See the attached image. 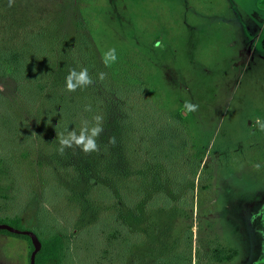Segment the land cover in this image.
<instances>
[{
	"label": "rangeland",
	"instance_id": "rangeland-1",
	"mask_svg": "<svg viewBox=\"0 0 264 264\" xmlns=\"http://www.w3.org/2000/svg\"><path fill=\"white\" fill-rule=\"evenodd\" d=\"M28 29L36 40H24ZM5 47L43 64V90L22 93L0 67V220L20 218L35 246L38 233L61 234V264H173L185 249L190 264H264V228L253 231L262 221L249 220L264 198V0H0ZM109 49L145 85L137 109L100 85L66 87L82 52L91 83L107 78ZM84 97L102 100L97 147L61 151L81 131L59 126L58 106ZM148 113L183 114L185 153L166 159L131 145L135 127L153 130ZM114 217L126 230L110 243L97 225ZM30 252L29 241L0 233V264H30Z\"/></svg>",
	"mask_w": 264,
	"mask_h": 264
},
{
	"label": "trees",
	"instance_id": "trees-1",
	"mask_svg": "<svg viewBox=\"0 0 264 264\" xmlns=\"http://www.w3.org/2000/svg\"><path fill=\"white\" fill-rule=\"evenodd\" d=\"M87 24L88 23L86 22L83 23L85 27H87ZM36 33V30L28 29V31L24 33V40H36V38H38V35H40ZM39 39H41V36H39ZM34 46L44 47L42 42H39ZM7 50L8 49L6 47L0 50V67L2 69L6 65L10 67V70L8 71L9 76L19 84L20 91L22 93H27L30 90L29 88H33L37 85V91H42L43 89L40 88L42 76L38 77L37 75H40V69L43 67V64H41V62H39L35 58L31 59L27 56H25L24 58L22 54H14ZM44 59L42 60V62L46 61L45 65H47V59ZM86 59H88V56L84 52H82L81 56H74L73 61L77 63V65L72 64L74 70L80 71L81 69L83 70V67L87 69L88 67L93 66V64L88 63L89 60ZM49 63L52 66L51 62ZM87 64H89L88 67ZM55 66L56 65L54 64L51 70L48 71L50 81L48 84L49 90H51V92L55 87L58 93V87H61L62 77L59 73H57ZM106 68L108 71L107 78H104L101 82L98 83L93 82L86 87H77L78 90L81 89L89 92L97 91V86L100 85L103 89H110L113 95L118 100H123L127 104H130L135 109H137V101L141 99L143 97V94L145 93V85L143 84V82H141V84L131 83L128 78V75L130 74L129 71L124 70L123 66L119 62L115 61L113 63L107 64ZM63 69L64 67L62 66L61 70ZM27 77L30 78V80H36L40 78V82L39 80L38 82L32 81V83L28 81L29 83L26 84L27 81L24 79ZM61 104V108L60 106H58L57 111L58 113H61L63 117L61 123L59 124V126L63 127V129L87 131L94 127L101 128V123L103 121V108L102 100L100 98L92 100V98L84 97L80 99L79 102L75 101V99L66 98V101ZM137 112L141 113L140 110H137ZM56 115L58 114L56 113ZM143 115L146 118L148 117L153 130H140L137 126L132 130V132L128 133V135L130 136L131 145L137 146L141 154H144L146 151H148L146 155H153L155 153L154 150L159 149L160 155H162L163 157L165 156L167 159V154H170L172 158H176L178 157L177 155L185 153L187 151L189 142L184 125H182L183 114H181L180 116H174L172 118L166 115L160 118L157 113H148ZM55 120H57V118H55ZM126 121L127 120L117 118L114 121L113 125L119 128L121 125H125L124 122ZM149 144L151 145V147L148 146ZM191 172L192 176L196 175V169L194 167L192 168ZM249 220L252 221V219ZM3 223H7L10 227L18 229L19 231L26 230V227L22 224L20 218H14L8 221L0 220V224ZM98 229L99 235H101L102 238L110 243H113L115 239H120L124 230H126V227L118 218L114 217L109 218L102 223H98L97 230ZM0 233L24 238L29 241L31 244L30 256L32 251L34 252L36 249L32 242V238L27 234L13 232L1 227ZM191 233V231H188L186 233V248H190ZM38 238L40 241V246L34 255L33 264H61L66 251V243L64 237L57 232H53L46 237L38 233ZM189 254L190 251H188V249H185V251L178 253L173 264H190L191 256Z\"/></svg>",
	"mask_w": 264,
	"mask_h": 264
},
{
	"label": "clouds",
	"instance_id": "clouds-1",
	"mask_svg": "<svg viewBox=\"0 0 264 264\" xmlns=\"http://www.w3.org/2000/svg\"><path fill=\"white\" fill-rule=\"evenodd\" d=\"M103 58L106 65L115 62L117 59L115 49H109L104 54ZM90 83L91 79L88 76L86 70H81L80 72L73 70L66 77V87L69 91H74L77 87L85 86ZM185 108L189 112L195 111L196 105L186 103ZM261 127L264 128V124H262ZM100 130L101 129L99 127H94L87 131L82 130L79 136H76L74 133H69L68 137L61 139L60 143L62 147L60 150L63 151V146H71L73 142L77 145H82V148L85 152L95 150L97 145L95 143L94 137L97 136Z\"/></svg>",
	"mask_w": 264,
	"mask_h": 264
},
{
	"label": "flooded vegetation",
	"instance_id": "flooded-vegetation-1",
	"mask_svg": "<svg viewBox=\"0 0 264 264\" xmlns=\"http://www.w3.org/2000/svg\"><path fill=\"white\" fill-rule=\"evenodd\" d=\"M263 34L261 33L260 34V36H259V38H258V41H261L262 40V36ZM255 213L252 215V216H250V218L249 219H252V221L254 222V219H261V225H260V227L258 226V227H253V231H255V230H259V229H261V228H264V198H262L261 199V201L258 203V205H257V209H255V211H254ZM8 221V220H7ZM22 222V221H21ZM2 226H8V227H10L7 223H3V224H0V227L1 228H3ZM10 228H13V227H10ZM5 229H8V230H10L9 228H5ZM14 229V231L13 232H17V233H21V234H27V235H29L31 238H32V236L30 235V234H28V230H27V228H26V230H21V231H19L18 229H15V228H13ZM251 230H252V228H251ZM11 231V230H10ZM5 234V233H4ZM6 235H8V234H6ZM9 236H11V235H9ZM19 238V237H18ZM26 240V239H25ZM32 242H33V244H34V246H35V243H34V241H33V238H32ZM39 243H40V241H39ZM35 248H36V246H35ZM264 251V250H263ZM32 253H33V251H32ZM32 253H31V256H30V254H29V260H30V264H32ZM264 257V256H263Z\"/></svg>",
	"mask_w": 264,
	"mask_h": 264
},
{
	"label": "water",
	"instance_id": "water-1",
	"mask_svg": "<svg viewBox=\"0 0 264 264\" xmlns=\"http://www.w3.org/2000/svg\"><path fill=\"white\" fill-rule=\"evenodd\" d=\"M2 227H3V228H9L11 231H14L13 228H10V227H8V226H2ZM37 242H38V245L36 246V249H35V251H34L33 254H32V264H33V258H34V255H35L36 251L39 249V246H40V243H39L38 240H37Z\"/></svg>",
	"mask_w": 264,
	"mask_h": 264
}]
</instances>
